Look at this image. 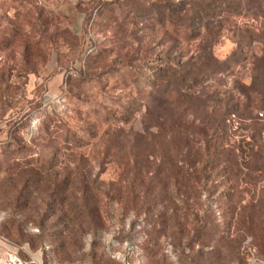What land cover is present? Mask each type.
I'll list each match as a JSON object with an SVG mask.
<instances>
[{
    "label": "rangeland",
    "instance_id": "rangeland-1",
    "mask_svg": "<svg viewBox=\"0 0 264 264\" xmlns=\"http://www.w3.org/2000/svg\"><path fill=\"white\" fill-rule=\"evenodd\" d=\"M209 1L0 0V264H264V0Z\"/></svg>",
    "mask_w": 264,
    "mask_h": 264
},
{
    "label": "trees",
    "instance_id": "trees-1",
    "mask_svg": "<svg viewBox=\"0 0 264 264\" xmlns=\"http://www.w3.org/2000/svg\"><path fill=\"white\" fill-rule=\"evenodd\" d=\"M217 0H210L208 3H201L196 4L198 5L196 7V11H194L195 14L193 16L188 17L190 23V29L194 31L197 28L201 31L204 26V19L207 18L209 15H211V11H214L211 9L212 2H216ZM180 3L173 4V2L170 4L169 1H166L165 3L160 5V21L166 23L165 19L169 21H177L181 20V16H178V12L181 11L182 8H180ZM198 24V25H197Z\"/></svg>",
    "mask_w": 264,
    "mask_h": 264
},
{
    "label": "built area",
    "instance_id": "built-area-1",
    "mask_svg": "<svg viewBox=\"0 0 264 264\" xmlns=\"http://www.w3.org/2000/svg\"><path fill=\"white\" fill-rule=\"evenodd\" d=\"M261 115H263V114H261ZM13 260H14V262L19 261V263L22 264V262L18 258L13 259Z\"/></svg>",
    "mask_w": 264,
    "mask_h": 264
}]
</instances>
